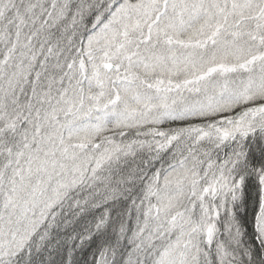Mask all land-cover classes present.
Masks as SVG:
<instances>
[{
  "label": "snow or ice",
  "instance_id": "obj_1",
  "mask_svg": "<svg viewBox=\"0 0 264 264\" xmlns=\"http://www.w3.org/2000/svg\"><path fill=\"white\" fill-rule=\"evenodd\" d=\"M0 264H264V0H0Z\"/></svg>",
  "mask_w": 264,
  "mask_h": 264
}]
</instances>
